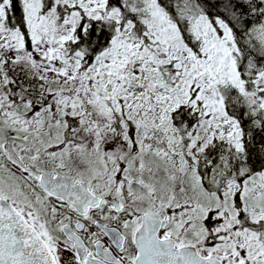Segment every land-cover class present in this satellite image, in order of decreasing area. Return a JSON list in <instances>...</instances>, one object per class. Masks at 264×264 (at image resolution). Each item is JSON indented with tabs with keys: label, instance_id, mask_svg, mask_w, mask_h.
I'll use <instances>...</instances> for the list:
<instances>
[{
	"label": "snow or ice",
	"instance_id": "snow-or-ice-1",
	"mask_svg": "<svg viewBox=\"0 0 264 264\" xmlns=\"http://www.w3.org/2000/svg\"><path fill=\"white\" fill-rule=\"evenodd\" d=\"M0 264H264V0H0Z\"/></svg>",
	"mask_w": 264,
	"mask_h": 264
}]
</instances>
